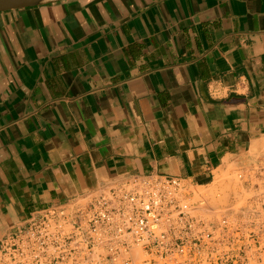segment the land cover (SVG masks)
<instances>
[{"label":"crops","instance_id":"0c3cea01","mask_svg":"<svg viewBox=\"0 0 264 264\" xmlns=\"http://www.w3.org/2000/svg\"><path fill=\"white\" fill-rule=\"evenodd\" d=\"M262 141L264 0L0 12V241L116 183L210 185Z\"/></svg>","mask_w":264,"mask_h":264},{"label":"built area","instance_id":"2783aa9c","mask_svg":"<svg viewBox=\"0 0 264 264\" xmlns=\"http://www.w3.org/2000/svg\"><path fill=\"white\" fill-rule=\"evenodd\" d=\"M213 207L149 175L58 204L0 241V264H264V150Z\"/></svg>","mask_w":264,"mask_h":264},{"label":"rangeland","instance_id":"374dc122","mask_svg":"<svg viewBox=\"0 0 264 264\" xmlns=\"http://www.w3.org/2000/svg\"><path fill=\"white\" fill-rule=\"evenodd\" d=\"M264 150V141L258 146L254 147L250 153L251 160L249 158H243L241 163H228L223 166L216 173V177L213 183L207 186H195L188 183L190 190L195 194V200L200 196L208 200L209 205L213 207H224L230 201L234 200V196L239 195V185L237 182V172L242 167L250 164L254 159ZM248 160V162H247Z\"/></svg>","mask_w":264,"mask_h":264},{"label":"water","instance_id":"95a60500","mask_svg":"<svg viewBox=\"0 0 264 264\" xmlns=\"http://www.w3.org/2000/svg\"><path fill=\"white\" fill-rule=\"evenodd\" d=\"M66 0H0V12L35 8Z\"/></svg>","mask_w":264,"mask_h":264}]
</instances>
